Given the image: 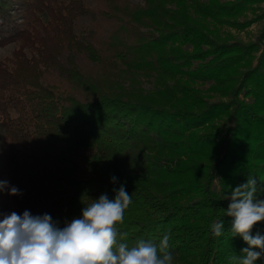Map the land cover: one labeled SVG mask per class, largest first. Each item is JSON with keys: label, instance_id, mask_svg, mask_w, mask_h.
Wrapping results in <instances>:
<instances>
[{"label": "trees", "instance_id": "obj_1", "mask_svg": "<svg viewBox=\"0 0 264 264\" xmlns=\"http://www.w3.org/2000/svg\"><path fill=\"white\" fill-rule=\"evenodd\" d=\"M93 1L0 0V181L20 191H0V221L62 228L123 184L121 242L170 233L173 264H230L248 245L225 196L255 178L264 200V48L251 67L218 28L257 0Z\"/></svg>", "mask_w": 264, "mask_h": 264}, {"label": "clouds", "instance_id": "obj_2", "mask_svg": "<svg viewBox=\"0 0 264 264\" xmlns=\"http://www.w3.org/2000/svg\"><path fill=\"white\" fill-rule=\"evenodd\" d=\"M111 180L115 183L117 178ZM5 188L10 195L20 194L17 187L0 181V191ZM257 191V180L248 178L224 198L230 201L225 215L233 218L231 236L242 237L248 245L241 250L242 256L230 257V264H255L264 257V234H252L253 227L264 221V200L257 199ZM113 192V199L107 194L91 199L82 208L81 217L62 228L49 214L32 216L25 211L6 215L0 221V264H173L170 233L159 243L143 238L132 246L121 242L127 233L120 232L117 224L123 222L132 197L123 184ZM211 231L220 237L223 221H214Z\"/></svg>", "mask_w": 264, "mask_h": 264}, {"label": "rangeland", "instance_id": "obj_3", "mask_svg": "<svg viewBox=\"0 0 264 264\" xmlns=\"http://www.w3.org/2000/svg\"><path fill=\"white\" fill-rule=\"evenodd\" d=\"M94 3L93 0H89ZM139 0H130L131 3H136ZM237 0H227V3L236 2ZM218 30L222 33V38L224 42H239L244 44L245 49H240L244 53L250 52L252 58L249 60L251 62V67H254L258 63V59L262 55V50L264 48V42L259 39L260 35L264 34V0L253 1L248 3L243 11L236 15H224V23L219 26ZM257 43V44H256ZM256 44V45H253ZM246 46H250L246 48ZM13 50V44H7L0 47V58L5 56H11ZM264 58V54L263 57ZM245 69H242V72ZM226 85V83L224 84ZM143 86L149 89L150 83L144 82ZM209 84L202 85V88H207ZM221 99L219 95H212L210 100ZM224 101L228 100L226 97L223 98ZM224 117L215 121V126L221 128L224 126Z\"/></svg>", "mask_w": 264, "mask_h": 264}]
</instances>
